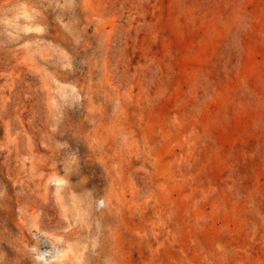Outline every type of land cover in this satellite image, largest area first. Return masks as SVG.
<instances>
[{"label": "rangeland", "instance_id": "rangeland-1", "mask_svg": "<svg viewBox=\"0 0 264 264\" xmlns=\"http://www.w3.org/2000/svg\"><path fill=\"white\" fill-rule=\"evenodd\" d=\"M0 264H264V0H0Z\"/></svg>", "mask_w": 264, "mask_h": 264}]
</instances>
